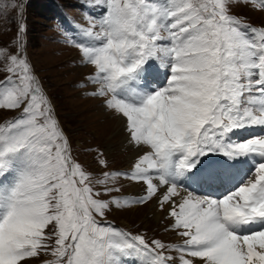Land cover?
I'll return each mask as SVG.
<instances>
[{"label": "snow or ice", "instance_id": "6c2138e0", "mask_svg": "<svg viewBox=\"0 0 264 264\" xmlns=\"http://www.w3.org/2000/svg\"><path fill=\"white\" fill-rule=\"evenodd\" d=\"M90 3L100 12L70 42L91 66L87 94L123 121L137 155L91 180L23 53L21 24L16 52L0 49V113H14L0 122V264H264V25L232 12H264V0ZM112 177L142 194L111 195ZM149 201L179 243L106 219Z\"/></svg>", "mask_w": 264, "mask_h": 264}, {"label": "rangeland", "instance_id": "374dc122", "mask_svg": "<svg viewBox=\"0 0 264 264\" xmlns=\"http://www.w3.org/2000/svg\"><path fill=\"white\" fill-rule=\"evenodd\" d=\"M89 2L90 0H0V49H7L9 54L16 52L18 45L15 41L19 26L23 24V53L51 102L59 126L69 140L73 158L91 174V180L95 182L104 179L105 172L128 170L127 162L131 151L122 153L119 146L115 145V140H110L115 132L105 129L103 119V129L98 131L96 122L99 116L96 117L91 108H101L102 114L107 113V110L102 109L100 101L97 106L94 101L96 98L87 94L93 87L91 84L84 85L91 66L81 63L79 50L70 42L73 36H78L80 27L89 26V18L93 17L89 11ZM232 12L253 27L264 25V12L254 9L250 4L233 6ZM59 18H67L68 24ZM73 19L79 25H75ZM6 64L7 58L0 56V78L6 75ZM13 115V112L0 113V122ZM106 123L110 125L109 121ZM100 159L106 160L107 166L100 165ZM131 184L136 183L123 177H112L107 186L119 189L111 195L131 199L135 197ZM95 187L101 189L104 186L96 184ZM103 198L109 197L105 195ZM147 204L135 208L133 205L114 208L106 214V219L133 235H143L149 241L159 239L165 244L179 243L175 231H165L170 221L163 216L157 222L149 214ZM167 254L176 255L174 251ZM51 259L50 255H41L32 264H43V261Z\"/></svg>", "mask_w": 264, "mask_h": 264}, {"label": "bare ground", "instance_id": "6f19581e", "mask_svg": "<svg viewBox=\"0 0 264 264\" xmlns=\"http://www.w3.org/2000/svg\"><path fill=\"white\" fill-rule=\"evenodd\" d=\"M94 101H95V104H97V106H98L99 100L95 99ZM95 108H96V110H94ZM95 108H93V109L91 108V110L94 112V115H96V117L99 116L97 119V122H96L98 131H100L99 129H103V127L101 126V124L103 123V126L105 127L106 130H108L109 132L110 131L115 132L113 137H112L113 139L110 138V140L111 141L115 140V143H116L115 145L119 146V148L122 150V153H127V151H131V152H129V153H131V155L129 156V159L127 162L128 168H129L131 163L134 161V159L137 155L138 149L129 144L128 139H127V133L125 131L123 121L121 119H119L115 114L110 112L109 110L106 111L107 113L104 112L105 114H102L101 108L100 109H98V107H95ZM102 109L106 110L104 107H102ZM104 118H106V119H104ZM102 119L104 121L101 123ZM105 120L109 121L110 125H108ZM251 130H253L254 132L260 131V129H258V128H252V129L246 130L244 133H247ZM112 151H113V149H112ZM113 153H114V151H113ZM131 188H133V190H134L133 194L135 195V197L142 194V186L140 184H138V183L131 184ZM147 205L149 206V211H148L149 214L152 217H154L157 220V222L159 219H161V217L163 218V216H165V213L162 212L156 206L154 201H149ZM135 207H138V205H133V208H135Z\"/></svg>", "mask_w": 264, "mask_h": 264}]
</instances>
